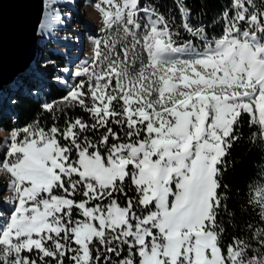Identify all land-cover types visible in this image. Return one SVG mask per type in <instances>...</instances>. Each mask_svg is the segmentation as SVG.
I'll list each match as a JSON object with an SVG mask.
<instances>
[{
    "label": "snow or ice",
    "instance_id": "obj_1",
    "mask_svg": "<svg viewBox=\"0 0 264 264\" xmlns=\"http://www.w3.org/2000/svg\"><path fill=\"white\" fill-rule=\"evenodd\" d=\"M60 5L33 35L62 94L30 91L37 115L11 113L0 139V264H264V182L241 225L225 180L244 125L264 146V0L210 21L178 0L179 22L155 0H97L78 64Z\"/></svg>",
    "mask_w": 264,
    "mask_h": 264
},
{
    "label": "trees",
    "instance_id": "obj_2",
    "mask_svg": "<svg viewBox=\"0 0 264 264\" xmlns=\"http://www.w3.org/2000/svg\"><path fill=\"white\" fill-rule=\"evenodd\" d=\"M94 3L97 0H91ZM161 12L166 15L175 16L177 22L180 21V13L177 7L178 0H155ZM226 0H185V3L193 9L194 12H200L203 9V19L210 21L221 10V6ZM220 31L219 28H215L213 35ZM185 39L191 38L188 33H183ZM42 57V56H41ZM41 57H38L31 66L27 69L25 74L21 77L18 85L22 82H26V89L17 90L13 98L19 97L20 102L12 106L9 113L0 111V127L10 128L9 116L11 113H15L19 117V123L23 124L30 122L38 112L37 100L33 96L29 95L30 88L39 89L41 93L50 97H56L62 94L61 87L50 79L51 69L48 72H44L40 69V74L43 76L42 83L35 85L34 82H28V77L33 73L35 67H39ZM40 68V67H39ZM37 86V87H36ZM27 87H30L27 89ZM16 90V87H13ZM244 138L234 146L229 157L230 166L225 173V180L229 183L232 189V204L237 211V221L243 225L246 221L255 217V213L249 209L246 212L241 213L239 206L244 204L248 197L253 193L254 186H260L264 182V146L259 143H253L249 140V128L247 125L243 127ZM238 234H240L238 232Z\"/></svg>",
    "mask_w": 264,
    "mask_h": 264
},
{
    "label": "water",
    "instance_id": "obj_3",
    "mask_svg": "<svg viewBox=\"0 0 264 264\" xmlns=\"http://www.w3.org/2000/svg\"><path fill=\"white\" fill-rule=\"evenodd\" d=\"M45 0H0V93L13 88L18 78L41 57L38 32Z\"/></svg>",
    "mask_w": 264,
    "mask_h": 264
},
{
    "label": "built area",
    "instance_id": "obj_4",
    "mask_svg": "<svg viewBox=\"0 0 264 264\" xmlns=\"http://www.w3.org/2000/svg\"><path fill=\"white\" fill-rule=\"evenodd\" d=\"M74 3V7H65L66 0H61V5L57 9V11L65 13V12H71L72 13V19L68 23L67 28L69 31V34H75L79 36L78 41H68V45L72 52L78 51L81 53L79 61L75 62L78 63L82 60L83 55H88V52L92 51V44L89 39L91 35L95 34L101 35L98 32V27L101 24V16L98 14L97 9L95 8V3H93L91 0H72ZM50 11V9L45 7L43 19L42 22L45 19V13ZM92 12L96 13V17L93 15ZM41 22V23H42ZM59 27V25L57 26ZM38 52L43 56L47 52V45L44 40H42L41 44L38 47ZM74 54V53H73ZM75 57V55L72 56V58ZM22 76H20L19 79H21ZM20 80H18L19 82ZM17 82V83H18ZM3 112H5L2 109ZM6 113V112H5ZM1 130H4L0 127Z\"/></svg>",
    "mask_w": 264,
    "mask_h": 264
},
{
    "label": "rangeland",
    "instance_id": "obj_5",
    "mask_svg": "<svg viewBox=\"0 0 264 264\" xmlns=\"http://www.w3.org/2000/svg\"><path fill=\"white\" fill-rule=\"evenodd\" d=\"M93 2V1H92ZM94 3V2H93ZM98 14L101 16L99 10H97ZM101 34V33H100ZM102 35V34H101ZM74 53V52H73ZM75 55V54H73ZM79 58L80 56L79 55H75V57H73V61L77 62L79 61ZM40 69L39 67H35L34 70H33V73L28 77V82H34L35 85H40L42 83V80H43V76L40 74ZM20 78V77H19ZM21 81V79H19ZM44 81V80H43ZM19 83V82H18ZM18 83L14 86L16 87V90H13V88H9L7 87L6 89H4L1 93H0V109L4 110L6 113H9L12 105L8 104V98L9 97H13L15 92L17 90H20V89H23L25 90L26 89V82H22L21 84L18 85ZM36 86V87H37ZM30 88V87H27V89ZM30 91H34L36 89L34 88H30L29 89ZM0 110V111H1ZM4 131V130H2ZM6 132V131H4ZM8 133L6 132V134H1L0 135V139H2L4 136H6ZM3 135V136H2ZM3 180V177H0V181ZM0 191H2V183H0Z\"/></svg>",
    "mask_w": 264,
    "mask_h": 264
},
{
    "label": "bare ground",
    "instance_id": "obj_6",
    "mask_svg": "<svg viewBox=\"0 0 264 264\" xmlns=\"http://www.w3.org/2000/svg\"><path fill=\"white\" fill-rule=\"evenodd\" d=\"M92 13H93V15H94L95 17L97 16L95 12H92ZM90 53H91V52L89 51V52H88V55H89ZM74 54H75V55H79V56H81V55H80L81 53H79L78 51H74ZM88 55H86V56L83 55L82 60L85 59ZM82 60H81V61H82ZM78 63H79V62H78ZM78 63H77V64H78ZM1 134H6V132H4V131H2V130L0 129V135H1ZM2 136H3V135H2ZM7 194H8V193H5V195H7Z\"/></svg>",
    "mask_w": 264,
    "mask_h": 264
}]
</instances>
